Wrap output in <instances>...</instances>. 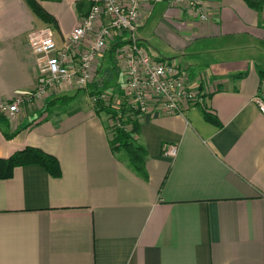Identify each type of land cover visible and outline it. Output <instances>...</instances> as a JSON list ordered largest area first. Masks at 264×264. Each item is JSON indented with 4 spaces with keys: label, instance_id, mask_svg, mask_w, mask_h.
Masks as SVG:
<instances>
[{
    "label": "crops",
    "instance_id": "1",
    "mask_svg": "<svg viewBox=\"0 0 264 264\" xmlns=\"http://www.w3.org/2000/svg\"><path fill=\"white\" fill-rule=\"evenodd\" d=\"M37 1L56 28L25 0H0V106L35 91L30 33L51 27L62 43L94 3ZM204 12L208 21L173 0L143 9L142 45L204 80L205 107L219 122L197 107L140 119L144 175L125 150H113L110 115L89 91L64 85L14 119L0 111V159L37 148L63 173L55 179L34 165L0 180V264H264V114L255 103L264 90V4L205 0ZM114 45L90 88L121 86V76L112 84L106 73L110 63L117 69ZM173 144L178 153L169 157L164 148Z\"/></svg>",
    "mask_w": 264,
    "mask_h": 264
},
{
    "label": "built area",
    "instance_id": "2",
    "mask_svg": "<svg viewBox=\"0 0 264 264\" xmlns=\"http://www.w3.org/2000/svg\"><path fill=\"white\" fill-rule=\"evenodd\" d=\"M148 1L94 0L88 15L62 43L56 41L51 27L30 33L29 43L38 65L36 88L2 104L3 115L14 119L23 106L44 101L64 85L90 94L98 61L114 43L119 44L115 54L121 86L89 95L95 106L116 113L109 119L111 138L114 129L123 128L124 115L126 121L127 117L140 121L149 114L186 116L192 108L205 107L210 92L204 80L192 79L187 66L178 60L153 58L142 45L139 30ZM173 4L190 9L202 21L209 20L205 0H173ZM255 103L264 114V90L255 97ZM164 153L176 157L178 146H165Z\"/></svg>",
    "mask_w": 264,
    "mask_h": 264
},
{
    "label": "trees",
    "instance_id": "3",
    "mask_svg": "<svg viewBox=\"0 0 264 264\" xmlns=\"http://www.w3.org/2000/svg\"><path fill=\"white\" fill-rule=\"evenodd\" d=\"M32 12L40 18L46 24L52 27H57V21L54 16L47 12L43 6L37 0H25ZM250 7L260 10L264 3L257 0H244ZM116 45H114L110 52L115 53ZM112 77V75H111ZM261 79L264 81V72L261 73ZM99 89L90 88V94H94ZM56 100L50 104L55 103ZM99 111L105 110L108 114L115 115L116 113L112 110H106L101 105H97ZM205 119L215 125H219V122L214 113L208 110L206 107L201 108ZM123 116V128L114 129L111 138V145L114 151L125 150L127 158L131 167L140 175H144V165L146 151L143 147L135 144V138L139 134L140 121L127 117V121ZM128 130V126H130ZM127 127V128H126ZM40 166L42 167L51 177L59 179L62 177V168L59 160L53 155L47 154L44 151L37 148H26L25 150L16 153L9 159H0V180H9L13 177L14 171L18 167L26 166Z\"/></svg>",
    "mask_w": 264,
    "mask_h": 264
},
{
    "label": "rangeland",
    "instance_id": "4",
    "mask_svg": "<svg viewBox=\"0 0 264 264\" xmlns=\"http://www.w3.org/2000/svg\"><path fill=\"white\" fill-rule=\"evenodd\" d=\"M106 73L108 75H112V77L110 79L111 81H108V83L110 82L112 84H115L116 82H119V80H120V72H119L118 68L117 69L114 68L113 64H111V63L109 64V66L107 67ZM107 74L104 75V73H101L100 78L101 79L103 78V81H106ZM79 93H81L80 94V98H83V100H85V97L87 98V95L85 93H83V92H79ZM62 111H64V110H62ZM53 112H54V108H50L49 114L53 115ZM135 144L139 146L140 142H136L135 141Z\"/></svg>",
    "mask_w": 264,
    "mask_h": 264
}]
</instances>
